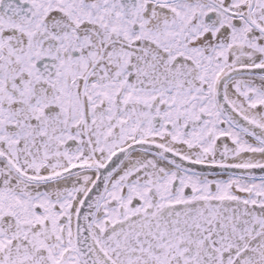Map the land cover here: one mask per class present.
I'll list each match as a JSON object with an SVG mask.
<instances>
[{
  "label": "snow or ice",
  "instance_id": "snow-or-ice-1",
  "mask_svg": "<svg viewBox=\"0 0 264 264\" xmlns=\"http://www.w3.org/2000/svg\"><path fill=\"white\" fill-rule=\"evenodd\" d=\"M0 264H264V0H0Z\"/></svg>",
  "mask_w": 264,
  "mask_h": 264
}]
</instances>
